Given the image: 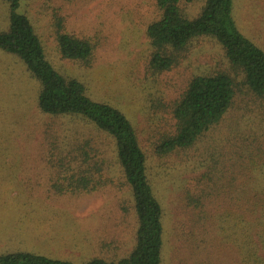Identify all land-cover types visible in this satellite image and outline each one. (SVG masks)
<instances>
[{
  "label": "rangeland",
  "instance_id": "374dc122",
  "mask_svg": "<svg viewBox=\"0 0 264 264\" xmlns=\"http://www.w3.org/2000/svg\"><path fill=\"white\" fill-rule=\"evenodd\" d=\"M203 1L181 0L185 15L195 18ZM16 13L28 18L55 71L82 83L90 100L117 109L135 129L162 212L160 264H245L216 231L220 215L240 213L246 221L249 208L257 210L263 241H253L264 260V99L239 87L222 121L191 148L155 153L173 133L171 106L190 80L228 69L215 41H194L170 70L153 74L146 28L159 16L155 0H20ZM8 17L0 0V32ZM231 18L264 52V0H232ZM57 22L94 42L90 66L60 56ZM39 89L21 60L0 51V256L23 252L73 264L127 257L137 223L113 142L80 117L41 113ZM89 148L93 161L103 162L106 185L85 195L50 191L57 171L67 176L66 167L73 168L63 159L67 152ZM202 211L211 216L207 222Z\"/></svg>",
  "mask_w": 264,
  "mask_h": 264
},
{
  "label": "trees",
  "instance_id": "16d2710c",
  "mask_svg": "<svg viewBox=\"0 0 264 264\" xmlns=\"http://www.w3.org/2000/svg\"><path fill=\"white\" fill-rule=\"evenodd\" d=\"M4 1L9 8V25L6 31L0 32V51L16 56L39 82L36 100L38 110L54 117H80L87 126L109 138L113 142L123 179L130 190L137 223L134 248L127 257L118 261L92 259L84 264H160L162 212L146 175V156L135 129L117 109L90 100L82 83L55 71L46 61L44 47L28 18L16 13L20 0ZM155 4L158 19L146 28L150 47L148 69L151 73L170 70L183 53L188 52L191 44L202 38L219 45L228 66L226 71L194 76L173 102V133L162 139L155 148V153L163 157L177 150L191 148L218 125L232 107L239 87L249 91L256 99H264V52L236 30L231 18L232 0H204L195 18L185 15L181 0H155ZM56 28L55 39L60 56L90 66L96 48L94 42L65 33L59 22ZM83 150L79 153L77 150L67 152L63 159L72 163L73 168L66 167V172H70L67 176L57 171L60 175L51 184L50 191L52 188L54 193L60 195H85L106 185L108 178H101L103 162L96 164L93 161L95 157L87 154L92 149ZM250 171L252 169L246 172L247 179L251 175ZM206 212H200L199 218L204 222L211 219ZM256 212L254 208L245 211L250 218L247 222L240 213L226 218L220 215L217 221L216 235L224 242H230L245 264H264L253 241V237L263 241L262 231L255 227ZM0 264L73 263L18 252L0 256Z\"/></svg>",
  "mask_w": 264,
  "mask_h": 264
}]
</instances>
